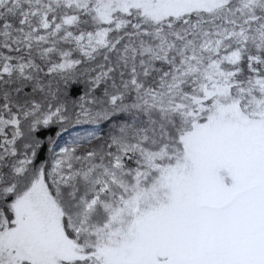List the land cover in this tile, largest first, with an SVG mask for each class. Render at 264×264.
<instances>
[{
	"label": "snow or ice",
	"instance_id": "1",
	"mask_svg": "<svg viewBox=\"0 0 264 264\" xmlns=\"http://www.w3.org/2000/svg\"><path fill=\"white\" fill-rule=\"evenodd\" d=\"M0 264H264V0H0Z\"/></svg>",
	"mask_w": 264,
	"mask_h": 264
}]
</instances>
